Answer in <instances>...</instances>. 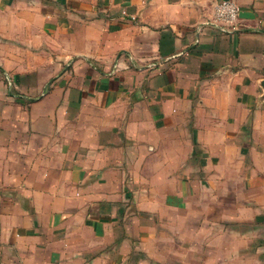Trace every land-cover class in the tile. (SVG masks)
Listing matches in <instances>:
<instances>
[{"label": "crops", "instance_id": "crops-1", "mask_svg": "<svg viewBox=\"0 0 264 264\" xmlns=\"http://www.w3.org/2000/svg\"><path fill=\"white\" fill-rule=\"evenodd\" d=\"M218 1L0 0V264H264L195 231L264 186V0Z\"/></svg>", "mask_w": 264, "mask_h": 264}, {"label": "rangeland", "instance_id": "rangeland-1", "mask_svg": "<svg viewBox=\"0 0 264 264\" xmlns=\"http://www.w3.org/2000/svg\"><path fill=\"white\" fill-rule=\"evenodd\" d=\"M260 160L264 161L261 157ZM246 176V173L243 174ZM244 177L243 187H231L229 192L238 195L236 203L196 205L199 214L195 220V231H251L245 235V245L254 242L264 245V186L250 187ZM235 183V181L233 182ZM216 187L214 191H219ZM200 215L202 217H200ZM258 233V235H257ZM250 245V244H249ZM247 249V248H245ZM249 249V248H248ZM259 255L264 257V248H259ZM248 253H245V256Z\"/></svg>", "mask_w": 264, "mask_h": 264}, {"label": "built area", "instance_id": "built-area-1", "mask_svg": "<svg viewBox=\"0 0 264 264\" xmlns=\"http://www.w3.org/2000/svg\"><path fill=\"white\" fill-rule=\"evenodd\" d=\"M241 7L232 0H220L216 3L213 16L208 21L219 27L223 32H232L238 29Z\"/></svg>", "mask_w": 264, "mask_h": 264}]
</instances>
